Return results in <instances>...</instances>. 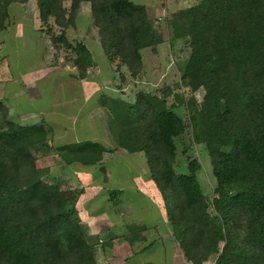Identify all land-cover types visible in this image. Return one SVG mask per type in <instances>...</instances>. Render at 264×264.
Returning a JSON list of instances; mask_svg holds the SVG:
<instances>
[{"label": "trees", "instance_id": "obj_1", "mask_svg": "<svg viewBox=\"0 0 264 264\" xmlns=\"http://www.w3.org/2000/svg\"><path fill=\"white\" fill-rule=\"evenodd\" d=\"M12 1L0 0V30ZM82 2L89 4L101 49L119 81L140 76L141 50H154L157 42L143 4L35 0L51 45L69 51L74 77H87L95 65L84 41L66 35ZM166 29L170 40L187 41L179 80L154 93L138 91L132 101L99 96L112 148L100 141L53 143L45 122L8 119L0 99V264H98L92 237L76 214L77 192L48 182L49 168L36 166L35 156L91 166L117 148L145 156L186 261L202 264L213 256V264H264V0H196L173 12ZM192 83L207 88L199 99H185L178 89ZM179 106L187 122L176 112ZM186 130L208 153L215 179L210 198L200 186L195 158L187 156L186 171L176 170V140Z\"/></svg>", "mask_w": 264, "mask_h": 264}, {"label": "rangeland", "instance_id": "obj_2", "mask_svg": "<svg viewBox=\"0 0 264 264\" xmlns=\"http://www.w3.org/2000/svg\"><path fill=\"white\" fill-rule=\"evenodd\" d=\"M131 1L141 4L143 2L147 5V11L157 36L154 50L150 47L141 50L143 72L135 79L126 75L127 79L121 83L118 72L113 69L111 64L109 65L101 51L88 2L81 3L75 16V24L66 28V35L69 40L80 39L84 43L86 42L91 50L95 65L89 70V78L94 80L96 89L104 88L112 96H119L127 101H132L138 91L154 93L166 85L173 86L179 80V67L185 63L189 49L186 39L173 41L169 39L166 20L178 9L196 2V0ZM53 28L55 31L58 30L55 26ZM46 30L47 25H41L38 19L35 0H14L13 5L9 7V18L4 28L0 30V99L8 106L7 118L13 120L12 113L15 111L25 115L21 117L22 115L19 114L18 119L33 118L38 115L42 118L46 115L50 119L55 112L58 113L63 109L67 114L64 120L66 123L74 125V127L84 126L83 123L78 122L81 121L80 116L86 113L84 108L86 104L82 105V108L79 106L80 96L84 89L67 86L64 83V80L67 79V70H73L68 59L70 53L66 49L56 50L51 45L49 36L45 33ZM41 62L53 69L46 71V68L41 66ZM11 77L13 80L10 81L9 78ZM118 85L119 88L116 87ZM178 89L185 99L192 96L199 99L201 94L207 90L206 87L200 86L198 83L181 86ZM173 100L171 93L169 102H173ZM91 105V101H89V106ZM175 110L182 117V120L187 122L185 107L179 106ZM97 112L99 111H95L96 114ZM37 121L18 120L17 122L33 124ZM94 122L95 125L92 124L91 130H85L81 127L76 132L71 131L72 134L69 135V138L67 136L63 139L61 137L54 138L53 143L99 140L106 147L112 148L113 144H111L106 123L99 117ZM3 124L4 119L0 114V128L3 127ZM190 138L189 130H186L176 140V170L178 172L186 171L187 156L195 158L201 166L197 171V178L202 191L210 198L215 179L209 156L202 144L193 143ZM141 153H128L124 149H115L114 152L107 151L105 155L107 159L105 162L107 163L97 169L81 164L63 165L57 162L58 157L52 154L47 156L36 155L35 164L38 167L47 166L49 168L48 182H59L63 189H72L77 192L74 202L75 209L83 206L86 202V199H83L82 203L76 201L81 190L89 184L87 191L93 197L91 199L92 215L95 225L99 227L108 222L109 215L107 212L111 208L129 207L136 210L156 205L153 198L154 193H152L155 192L156 188L148 176L147 165L131 162L134 159L138 162L144 160ZM91 175H96L90 181L91 184L83 181ZM136 176L141 177L137 179ZM104 177L106 178L105 184L103 182ZM125 180L126 183H124ZM104 185L112 189L123 188L124 195L116 192L115 197L112 195V198L106 199L103 196L102 187ZM135 188H138L140 193H136ZM163 202L165 205V199ZM76 213H79L77 209Z\"/></svg>", "mask_w": 264, "mask_h": 264}, {"label": "crops", "instance_id": "obj_3", "mask_svg": "<svg viewBox=\"0 0 264 264\" xmlns=\"http://www.w3.org/2000/svg\"><path fill=\"white\" fill-rule=\"evenodd\" d=\"M13 3L14 1L10 3L9 7L13 5ZM142 4L145 6L147 16L151 19L147 11V5L144 4L143 2ZM86 46L90 50L87 43ZM41 66L43 68H46V71L53 69L52 67L48 68L42 62H41ZM61 72L63 73V70ZM73 74H74V69L67 70L66 72L67 79L64 80V83L67 86L84 89L82 90L83 94L80 96L79 106L80 108H82V105L86 104L84 105L86 113L82 114L80 116L81 121H78L79 123L80 122L83 123L84 126L78 125L74 127V125H70L66 123V121L64 120L67 114L63 109L58 113L55 112L50 119L46 117V115L43 116V118L38 115L33 118L27 117L26 119H18V115L19 114L22 115L23 113H19V112L16 113L13 108L14 111L12 113L14 117L13 120L14 121L38 120L39 122L43 121L50 127V135L52 139L59 137L63 139L65 138V136L69 138V135L72 134L71 131L76 132L81 127H83L85 130L86 129L91 130L93 128L92 124L94 123L95 125L94 121L96 120L97 117H99L100 120L106 123L107 114L104 107L99 105V96L102 93H106L108 95H111V93L106 92L104 88L103 89L100 88L102 90L96 89L94 80H91V78H89L90 74H88L87 77L82 79L75 78ZM9 80L10 81L13 80L12 77L9 78ZM89 101H91L92 104L91 106H89ZM95 111H99V112H97L96 114ZM76 114H78V111H76ZM24 116L25 115H22L21 117ZM108 135L110 137L109 133ZM78 141H82V140H75L69 142L66 141L63 143L78 142ZM92 141H99V140H92ZM63 143H59V144H63ZM111 144H113L112 140H111ZM117 149H122V148H117ZM133 153H141V152H133ZM106 154L107 151L103 153L102 160L99 164L91 165V166H85V165L82 166L94 167L95 169H97L98 167L100 168L102 165H104V163H107L105 162V160H107L105 156ZM141 154L143 155V153ZM143 157L144 160L142 161L138 162L135 161L134 159V161L131 162H134V164L144 163L145 165H147L146 158L144 155ZM57 162L59 161L57 160ZM76 164L79 163H74V165ZM95 176L91 175L90 177H87L88 178L87 180H83V181L91 184L90 181H92ZM148 176L150 178L149 170H148ZM140 177L141 176L138 177L136 176L137 179ZM105 180L106 178L104 177L103 179L104 184H105ZM124 183H126V180L124 181ZM89 186L90 185L88 184L86 187H84L81 190L79 198L76 202L82 203L83 199H86V202L84 203L83 206L76 208L77 211L79 212L76 214L80 219V223H82L85 226L87 233L92 237L93 240L92 247L98 264H190L184 258V255L182 253V250L178 242L173 237V232L171 230V226L168 221L167 208L165 207L163 198L160 196L157 189L154 190L155 192H152L154 193L153 198L156 203L154 207H146L143 209L138 208L136 210L129 207H118L111 209L109 208L110 211L112 209L113 210L111 212L110 211L107 212V214L109 215L108 222L97 227L95 225L96 223L94 222V218L92 215L93 213H92L91 199L93 197L92 195H90L89 191H87ZM102 189L104 193L103 196L104 198L106 197V199L112 198V195H114L113 197H115L116 192H120V194L124 195L123 188L112 189L111 187L109 188L106 187V185H104ZM134 191L136 193L137 192L140 193L138 188H135ZM213 262H214V257L210 256L204 262H202V264H213Z\"/></svg>", "mask_w": 264, "mask_h": 264}]
</instances>
